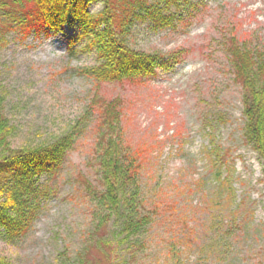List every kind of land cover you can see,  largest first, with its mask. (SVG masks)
<instances>
[{"label": "rangeland", "instance_id": "obj_1", "mask_svg": "<svg viewBox=\"0 0 264 264\" xmlns=\"http://www.w3.org/2000/svg\"><path fill=\"white\" fill-rule=\"evenodd\" d=\"M102 9L96 0L89 12ZM168 14L175 28L137 22L123 40L134 50L176 55V64L151 79L105 85L96 93L119 100L123 138L141 150L142 209L151 217L138 237L141 247L117 244L113 220L106 228L112 260L90 239L97 217L83 183L99 185L91 121L77 131L28 232L11 244L0 238L5 263L66 264L85 249V264H264V167L245 141L242 90L225 55L231 36L264 52V0H180ZM77 33L4 34L0 86L2 113L15 129L12 148L55 140L87 110L95 91L76 70L91 66L93 56L70 59L66 53L65 38ZM214 145L224 154L232 203L225 196L216 203L205 158Z\"/></svg>", "mask_w": 264, "mask_h": 264}, {"label": "trees", "instance_id": "obj_2", "mask_svg": "<svg viewBox=\"0 0 264 264\" xmlns=\"http://www.w3.org/2000/svg\"><path fill=\"white\" fill-rule=\"evenodd\" d=\"M94 1L0 0V48L5 45L4 34L9 30H16L24 37L30 33L64 35L77 29V34L65 38L67 57L93 56L91 66L76 72L90 81L95 91L87 110L71 131L48 143L15 149L10 145L15 129L2 113L4 90L0 86V238L11 244L28 232L41 205L53 193L49 185L73 148L77 131L93 121L99 185L94 187L85 182L83 186L93 204L91 215L97 217L90 239L110 261L112 256L107 252L111 240L106 234L110 220L117 230V236L112 234L120 237L117 244L132 241L130 244L139 249L142 244H137L138 237L151 224V217L142 209L141 150H132L123 138L121 104L96 93L105 85L136 84L151 79L158 69L167 70L176 64V55L131 49L123 37L137 22H148L156 30L175 28L174 17L168 12L171 7L178 8L180 0H97L103 9L91 14L89 8ZM225 55L242 90L245 141L264 167V52L231 36L225 43ZM223 155L215 145L206 150L217 204L222 203L223 196L234 202L231 177L223 173L226 167ZM86 256L84 249L76 260L66 264H85ZM0 264L7 263L0 259Z\"/></svg>", "mask_w": 264, "mask_h": 264}]
</instances>
